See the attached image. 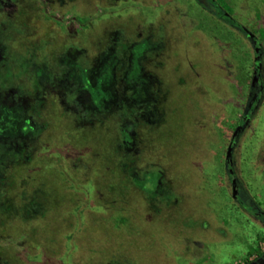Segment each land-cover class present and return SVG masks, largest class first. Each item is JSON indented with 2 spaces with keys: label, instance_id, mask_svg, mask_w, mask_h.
<instances>
[{
  "label": "rangeland",
  "instance_id": "rangeland-1",
  "mask_svg": "<svg viewBox=\"0 0 264 264\" xmlns=\"http://www.w3.org/2000/svg\"><path fill=\"white\" fill-rule=\"evenodd\" d=\"M74 2L90 17L76 19L64 39L57 36L63 24L41 28L43 12L33 11L42 8L38 0H19L18 10L4 21L8 28L1 30L10 52L2 75L24 93L34 77L59 74L57 55L73 48L80 54L65 74L79 80L75 71L96 65L94 57L116 29L120 51L136 44L130 72L136 74L140 64L146 68V96L159 102V124L136 129L138 150L132 156L120 142L125 107L96 116L88 108L75 123L67 106L50 97L29 162H9L12 155L0 147V264L255 261L264 253V233L249 243L253 228L233 218L226 153L255 87L263 85L229 159L245 203L240 209L264 214V0ZM219 10L246 33L217 17ZM143 32L152 36L147 46L137 41ZM107 70L99 69L100 78L106 80ZM79 83L85 85L81 78ZM89 93L96 105L102 92ZM30 130L21 128L25 134ZM62 151L72 173L48 167L63 164L48 158ZM242 233L249 236L247 246Z\"/></svg>",
  "mask_w": 264,
  "mask_h": 264
},
{
  "label": "flooded vegetation",
  "instance_id": "flooded-vegetation-1",
  "mask_svg": "<svg viewBox=\"0 0 264 264\" xmlns=\"http://www.w3.org/2000/svg\"><path fill=\"white\" fill-rule=\"evenodd\" d=\"M74 1L75 0H38V5L42 8L38 9L37 7V9L33 11L37 12L41 10L43 12L41 18L36 16L37 19L40 18L38 22L41 28L49 29L59 27L60 24H63L64 28L57 33V36L64 39L70 36L68 32L66 33V29L69 28L73 22L75 23L76 19L81 23L85 22L87 18L90 17L87 11H83L85 6L79 7ZM18 4L19 0H0V35L1 30L4 31L8 28L4 21L12 18L13 13L18 10L16 8ZM81 11H83V13ZM39 24L37 33L40 31ZM242 28L244 29L242 32L246 33L245 28L243 26ZM120 37L118 31L113 29L105 41L103 52L97 53L96 57L93 59L96 65L90 66L89 68L85 67L83 69H78V71L76 70L75 73L77 72L76 75L79 79L76 81L72 78V75L69 77L65 73L77 61L80 53L73 48H64L61 53L57 55L58 58L56 60L57 71H60V73L51 74L49 77L46 76V74L34 77L31 84L29 83V86L24 89V93L21 92L19 87L9 83L5 75H2L1 68L4 64H7L10 52H6L5 45L0 40V147L7 149L8 154L12 155L13 158H11L9 162L23 164L29 162L32 158L33 147L38 145L41 134L39 127L42 125L39 121L43 114L44 105L50 97L58 101L56 102L58 106H60V104L67 106L75 123L77 120L81 119L83 113L88 108H91L93 114L96 116L99 113L103 114L108 109L112 111V107H114L115 111H119L125 107L126 111L124 117L121 116L119 120L120 132L123 134L120 142H122V146H126L125 149H127L128 155H135V152L138 150L136 149L138 147L136 129L138 127L141 128V126L147 127V123L159 124L157 121L158 114L156 112L159 102L147 98V96L149 97L150 95V85L147 81V74H143L146 68L143 70L140 64L139 67L141 69L138 71L139 67L136 68V74L130 72L129 64L134 58L130 53L133 50V46L135 47L136 44H131L132 47L120 51L119 45H117ZM151 39L152 36L150 34L147 38V32H143V34L137 36V41L142 42L145 46L150 44ZM253 44H256L254 39ZM80 46L81 45L78 47ZM257 51L258 48H255L254 53H256V55H258ZM145 56L144 54L140 58V61L145 62L147 60ZM34 59L36 58L34 57L30 60L29 65H32V67L36 65ZM255 64L256 68L259 69V60H256ZM120 65H124V68H121ZM105 66L106 69L108 68L106 80L105 78H100L102 73L99 72V69ZM125 76L127 79H125ZM80 78L85 82L84 86H80ZM76 82L78 84H76ZM119 86L120 91L118 92L116 90ZM95 89H99L102 92L100 97L98 96L96 105H94L92 95L89 93ZM262 91L263 85L255 87V91L240 119V126H235L232 133L229 135L227 149L229 151V156L230 150L241 131V127L249 120L252 111L258 105ZM118 100L120 103H123V105L114 106V102ZM26 126L31 129L27 134L21 131V128ZM70 153L71 150H68V154ZM227 153L226 169L231 186L230 205L234 208V210L231 209L230 211L234 212V220L238 217L239 220L237 219V222H244L246 225L253 228L251 232L249 231V236L251 233H254L250 242L249 236H247L246 233H242L240 236L241 238L245 237V245L247 246L248 242L253 243L257 237L263 235L264 214L259 211L245 213L240 209L245 203L239 198V191L236 189L237 180L231 170L233 164L229 156L227 157ZM64 154L66 155L67 153H63L62 151V153L54 158L48 157L50 161L57 162L58 159L63 162L59 167H55L54 165L48 166L50 171L62 173L63 170V174H65L67 168L71 170L72 162L66 160ZM67 163L69 166L66 165ZM76 170L74 171L76 172ZM69 172L72 173V170ZM157 183L159 184V182L154 184V192H157L159 189ZM230 217L232 218V215ZM245 264H264V253L255 261Z\"/></svg>",
  "mask_w": 264,
  "mask_h": 264
},
{
  "label": "trees",
  "instance_id": "trees-1",
  "mask_svg": "<svg viewBox=\"0 0 264 264\" xmlns=\"http://www.w3.org/2000/svg\"><path fill=\"white\" fill-rule=\"evenodd\" d=\"M217 13V12H216ZM215 15L219 18L224 19L226 22L230 23L232 26L236 27L237 29H239L240 31H244V29L242 28L241 25H239L237 22H235L232 18L231 15L230 16H226L224 15V12L219 10V12ZM258 64V63H257Z\"/></svg>",
  "mask_w": 264,
  "mask_h": 264
},
{
  "label": "water",
  "instance_id": "water-1",
  "mask_svg": "<svg viewBox=\"0 0 264 264\" xmlns=\"http://www.w3.org/2000/svg\"><path fill=\"white\" fill-rule=\"evenodd\" d=\"M229 156V151H228V153H227V157Z\"/></svg>",
  "mask_w": 264,
  "mask_h": 264
}]
</instances>
